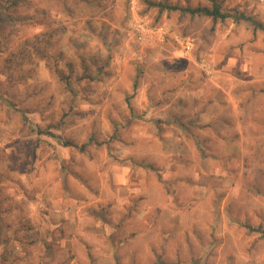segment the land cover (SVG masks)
Returning <instances> with one entry per match:
<instances>
[{"label":"rangeland","instance_id":"rangeland-1","mask_svg":"<svg viewBox=\"0 0 264 264\" xmlns=\"http://www.w3.org/2000/svg\"><path fill=\"white\" fill-rule=\"evenodd\" d=\"M209 5L0 0V264H264V30Z\"/></svg>","mask_w":264,"mask_h":264},{"label":"trees","instance_id":"trees-1","mask_svg":"<svg viewBox=\"0 0 264 264\" xmlns=\"http://www.w3.org/2000/svg\"><path fill=\"white\" fill-rule=\"evenodd\" d=\"M8 2V1H7ZM157 6H160L161 8H167L166 6H163L162 4H156ZM182 12H185L189 14L190 16H199V17H206L213 21H225L228 19L233 20L235 23H239L241 21H248L250 22L255 29H261L264 30V25L256 22L251 16L246 15L243 12H240L238 10H223L221 5L217 3L215 0H211V5L209 6H197L194 8L186 7L181 8ZM0 20H4V22H10L13 20L12 17H5L1 18ZM65 146H74L71 142H65ZM85 148V144L81 145L79 147L80 150H83Z\"/></svg>","mask_w":264,"mask_h":264},{"label":"crops","instance_id":"crops-1","mask_svg":"<svg viewBox=\"0 0 264 264\" xmlns=\"http://www.w3.org/2000/svg\"><path fill=\"white\" fill-rule=\"evenodd\" d=\"M143 179V180H141ZM135 181H139L137 184L138 185V191L135 192L138 193V194H141L143 196V200L141 201V210H146L148 208H151L153 203V199L151 198V194L153 193L149 187V184H150V181H151V177H149L148 179H145V178H142V177H139V178H136ZM143 181V182H142ZM143 183V184H142ZM127 184H125V186L123 187H119L117 189V186H115V189H114V192H117L119 193L122 189H124V191H126L127 193H129V190L132 189V187L129 186H126ZM117 189V191H116ZM115 204L119 207H122V201L126 200L127 198L123 197L121 198L119 195H115ZM128 201V199L126 200ZM140 216V215H139ZM68 221H65V224L67 223ZM57 243H60V240H58ZM60 249V248H59Z\"/></svg>","mask_w":264,"mask_h":264},{"label":"built area","instance_id":"built-area-1","mask_svg":"<svg viewBox=\"0 0 264 264\" xmlns=\"http://www.w3.org/2000/svg\"><path fill=\"white\" fill-rule=\"evenodd\" d=\"M132 29L135 32L136 38L140 41L144 40V38L150 34V32L148 31V29H150L149 27H147L146 23H143L142 21H136L134 22V24L132 25ZM156 31V34L160 37L162 35H167L168 34V29L167 28H156L154 29ZM177 41L179 43L182 44L183 48L185 50H190L191 49V44L190 42L186 41V42H180L178 39Z\"/></svg>","mask_w":264,"mask_h":264}]
</instances>
